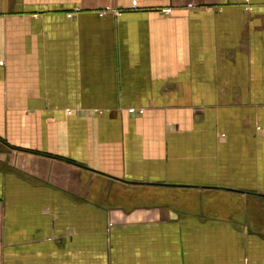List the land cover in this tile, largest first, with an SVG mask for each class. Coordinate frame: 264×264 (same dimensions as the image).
Segmentation results:
<instances>
[{"label":"crops","instance_id":"1","mask_svg":"<svg viewBox=\"0 0 264 264\" xmlns=\"http://www.w3.org/2000/svg\"><path fill=\"white\" fill-rule=\"evenodd\" d=\"M250 1L0 0V264H264Z\"/></svg>","mask_w":264,"mask_h":264},{"label":"built area","instance_id":"2","mask_svg":"<svg viewBox=\"0 0 264 264\" xmlns=\"http://www.w3.org/2000/svg\"><path fill=\"white\" fill-rule=\"evenodd\" d=\"M252 9H253V6L251 4V1L250 0H245V10L246 11H251ZM107 11H109V10H106L103 13H107Z\"/></svg>","mask_w":264,"mask_h":264}]
</instances>
